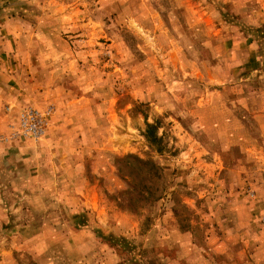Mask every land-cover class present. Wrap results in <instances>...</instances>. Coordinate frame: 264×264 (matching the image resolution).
<instances>
[{"label":"rangeland","instance_id":"374dc122","mask_svg":"<svg viewBox=\"0 0 264 264\" xmlns=\"http://www.w3.org/2000/svg\"><path fill=\"white\" fill-rule=\"evenodd\" d=\"M263 215L264 0H0V264H264Z\"/></svg>","mask_w":264,"mask_h":264},{"label":"built area","instance_id":"2783aa9c","mask_svg":"<svg viewBox=\"0 0 264 264\" xmlns=\"http://www.w3.org/2000/svg\"><path fill=\"white\" fill-rule=\"evenodd\" d=\"M44 125L45 115L35 109L26 108L19 114V132L23 137L38 139L43 134Z\"/></svg>","mask_w":264,"mask_h":264},{"label":"trees","instance_id":"16d2710c","mask_svg":"<svg viewBox=\"0 0 264 264\" xmlns=\"http://www.w3.org/2000/svg\"><path fill=\"white\" fill-rule=\"evenodd\" d=\"M151 129H152L151 126L148 125V126H147V138H148V139H149V138L151 139V137L149 136V132H150ZM144 164H149V163H144ZM144 164H141V165H144ZM150 165H151V164H150ZM131 189H132V188H129V190H131ZM129 190H128V191H129ZM128 191H127V192H128Z\"/></svg>","mask_w":264,"mask_h":264}]
</instances>
